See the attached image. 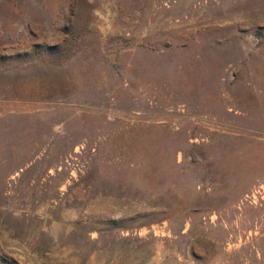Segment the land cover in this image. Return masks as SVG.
Returning <instances> with one entry per match:
<instances>
[{
  "label": "rangeland",
  "instance_id": "374dc122",
  "mask_svg": "<svg viewBox=\"0 0 264 264\" xmlns=\"http://www.w3.org/2000/svg\"><path fill=\"white\" fill-rule=\"evenodd\" d=\"M0 264H264V0H0Z\"/></svg>",
  "mask_w": 264,
  "mask_h": 264
}]
</instances>
